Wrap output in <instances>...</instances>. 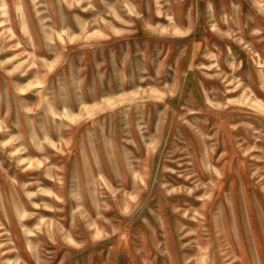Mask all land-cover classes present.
Here are the masks:
<instances>
[{
    "label": "rangeland",
    "instance_id": "374dc122",
    "mask_svg": "<svg viewBox=\"0 0 264 264\" xmlns=\"http://www.w3.org/2000/svg\"><path fill=\"white\" fill-rule=\"evenodd\" d=\"M0 264H264V0H0Z\"/></svg>",
    "mask_w": 264,
    "mask_h": 264
}]
</instances>
